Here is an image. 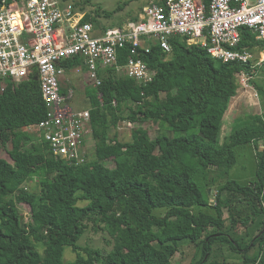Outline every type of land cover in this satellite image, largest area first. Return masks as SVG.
I'll list each match as a JSON object with an SVG mask.
<instances>
[{
	"label": "trees",
	"instance_id": "trees-1",
	"mask_svg": "<svg viewBox=\"0 0 264 264\" xmlns=\"http://www.w3.org/2000/svg\"><path fill=\"white\" fill-rule=\"evenodd\" d=\"M11 1L0 0V8ZM202 1L208 6L210 0ZM240 36L237 50L264 52V40L248 28ZM169 43V54L152 46L138 56L155 72L151 82L139 85L109 68L99 72L97 89L85 88L95 144L93 158L81 165L56 159L32 130L46 113L36 73L19 83L0 79V149L10 159L0 158V264H173L185 242L200 245L201 258L192 264H204L218 241L241 255L242 262L232 264H264V112L237 116L219 141L237 95L236 74L254 72L250 65L214 59L178 36ZM118 51L122 65L131 46ZM83 65L81 58L64 63L67 70ZM254 85L264 106V87ZM61 92L66 93L62 85ZM124 121H152L159 131L151 138L139 127L131 141L120 142L111 133ZM251 143L254 179H232L235 150ZM153 144L158 154L151 152ZM34 178L38 192L25 187ZM214 186L211 202L208 190ZM79 201L86 205L80 208ZM19 204L29 207V220H23ZM89 222L102 224L113 240L105 257L78 245ZM208 229L213 231L203 237ZM65 247L76 253L73 261L59 259ZM255 247L258 252L250 253Z\"/></svg>",
	"mask_w": 264,
	"mask_h": 264
},
{
	"label": "built area",
	"instance_id": "built-area-1",
	"mask_svg": "<svg viewBox=\"0 0 264 264\" xmlns=\"http://www.w3.org/2000/svg\"><path fill=\"white\" fill-rule=\"evenodd\" d=\"M82 19L71 4L60 0H12L0 8V79L19 83L36 73L46 113L32 130L48 143L56 159L71 165L89 161L86 137L91 135V125L89 110L72 107L73 89L61 92L68 71L81 74L95 89L101 85L99 72L109 68L145 85L155 72L138 56L152 46L169 54V40L174 36L188 45L202 46L223 63L238 62L253 69L264 61L255 62V53L236 49L243 27L257 40H264V0H210L208 6L202 0H166L163 4L152 0L137 20L101 29L96 35L95 27ZM126 45L131 46V55L119 65L118 50ZM74 58H81L84 65L67 70L64 63ZM238 78L247 86L251 76L240 71ZM97 97L101 101V93Z\"/></svg>",
	"mask_w": 264,
	"mask_h": 264
},
{
	"label": "rangeland",
	"instance_id": "rangeland-1",
	"mask_svg": "<svg viewBox=\"0 0 264 264\" xmlns=\"http://www.w3.org/2000/svg\"><path fill=\"white\" fill-rule=\"evenodd\" d=\"M63 4H71L73 9L80 15L89 17L90 23L95 27L96 31H101L102 28L119 27L124 23L131 21L132 18H136L141 12L142 8L146 6L152 0H60ZM106 13H111V15L106 16ZM94 20V21H93ZM258 59H261L260 52L255 54ZM256 60V59H255ZM257 61V60H256ZM260 61V60H259ZM67 77L63 80L62 86L68 90L72 88L74 91V100L72 107L76 111L89 109V100L85 94V88L91 87L88 82H85L81 74L74 72L67 73ZM250 76V75H249ZM238 90L237 95L231 100L230 106L225 113L221 130L219 141L222 143L223 138L227 136L230 132L232 122L237 116H242L245 114H262L264 112L263 99L256 92L254 82L264 87V62L262 64H257L254 69L253 76L248 80L247 86H243L238 78ZM163 95H159L161 99ZM128 121H124L119 124L117 129L113 130L120 142L131 141L132 132L136 128H144L148 131L149 136L154 138L159 131L158 125L152 121H146L143 124H133L128 126ZM87 150L90 155H88V160L93 158L94 154V144L89 134L86 137ZM258 144V143H257ZM262 145V142H259ZM8 148V146H7ZM263 149V147L261 146ZM237 153V162L235 166L230 171V177L239 181H250L254 179L255 174V163L253 156L255 154V146L251 143V146L240 148L235 150ZM151 152L153 154H158L159 149L156 144L151 147ZM0 158H6L10 161L7 151L0 149ZM109 167L113 166V163L108 164ZM225 182L224 179L220 180V184ZM25 187L31 192H38V179L34 178L25 184ZM217 186L210 189V201H215ZM86 205V202L79 201L78 206L81 208ZM20 213L23 220H29V207L25 204L18 205ZM160 211H155V214H159ZM163 213V211L161 212ZM227 214H225L226 216ZM103 225L96 226L93 222L88 223V227L78 241V245L82 248L89 247L93 250H97L100 254L105 257L112 249L113 240L109 236L106 230H102ZM212 229H208L207 232L203 234V237L212 232ZM237 233H243V228L238 227ZM201 247L197 243H182L179 245L176 254L172 258L173 264H192L196 263L201 258ZM258 247H255L250 253H257ZM76 257V253L70 248L65 247L62 249L59 259L68 262L73 261ZM206 258V256H205ZM205 258L203 260H205ZM240 263L242 262V257L239 253H234L230 246L222 241L216 242L211 251V255L207 258V262L204 264H215V263ZM260 264V263H259Z\"/></svg>",
	"mask_w": 264,
	"mask_h": 264
},
{
	"label": "clouds",
	"instance_id": "clouds-1",
	"mask_svg": "<svg viewBox=\"0 0 264 264\" xmlns=\"http://www.w3.org/2000/svg\"><path fill=\"white\" fill-rule=\"evenodd\" d=\"M142 11V10H141ZM139 15V14H138ZM137 18H138V16H137ZM260 52H262V51H260ZM257 53H259V52H256L255 54H257ZM264 53V52H263ZM254 59H255V57H254ZM255 62H257L256 60H255ZM254 61H251V65H256V63H255ZM264 62V61H263ZM260 64H262V63H260ZM257 66V65H256ZM256 68V67H255ZM255 68H253V69H251L252 70V72H254V69ZM68 73H70V71H68ZM248 75H253V74H249V72H248ZM252 77V76H251ZM238 82V81H237Z\"/></svg>",
	"mask_w": 264,
	"mask_h": 264
},
{
	"label": "crops",
	"instance_id": "crops-1",
	"mask_svg": "<svg viewBox=\"0 0 264 264\" xmlns=\"http://www.w3.org/2000/svg\"><path fill=\"white\" fill-rule=\"evenodd\" d=\"M66 77H67V75H66ZM66 77H65V78H66ZM65 78H64V79H65ZM64 79H63V80H64ZM63 80H62V82H63ZM62 82H61V85H62ZM85 82H86V81H85ZM66 91H67V90H66ZM72 104H73V101L71 102V105H72ZM87 110L90 111V104H89V109H87Z\"/></svg>",
	"mask_w": 264,
	"mask_h": 264
},
{
	"label": "bare ground",
	"instance_id": "bare-ground-1",
	"mask_svg": "<svg viewBox=\"0 0 264 264\" xmlns=\"http://www.w3.org/2000/svg\"><path fill=\"white\" fill-rule=\"evenodd\" d=\"M260 55H261V57H262V58H261V59H259V60H262V59H264V53H263V52H260ZM259 60H258V61H259Z\"/></svg>",
	"mask_w": 264,
	"mask_h": 264
},
{
	"label": "water",
	"instance_id": "water-1",
	"mask_svg": "<svg viewBox=\"0 0 264 264\" xmlns=\"http://www.w3.org/2000/svg\"><path fill=\"white\" fill-rule=\"evenodd\" d=\"M208 193H210V190H208Z\"/></svg>",
	"mask_w": 264,
	"mask_h": 264
}]
</instances>
